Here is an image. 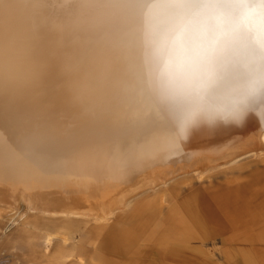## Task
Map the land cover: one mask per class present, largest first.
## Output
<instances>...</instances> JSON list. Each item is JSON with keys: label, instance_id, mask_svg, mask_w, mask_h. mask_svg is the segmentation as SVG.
Instances as JSON below:
<instances>
[{"label": "bare ground", "instance_id": "obj_1", "mask_svg": "<svg viewBox=\"0 0 264 264\" xmlns=\"http://www.w3.org/2000/svg\"><path fill=\"white\" fill-rule=\"evenodd\" d=\"M42 2L0 0V175L31 184L49 174L84 192L85 172L125 167L136 173L119 200L131 224L158 220L173 234L162 242L213 239L227 245L225 263L235 255L240 264H264V254L250 250L255 238L264 242V155L256 165L238 163L249 145L264 146V0ZM82 81L91 92L131 90L138 100L128 104L131 117L89 99L84 116L71 110L62 125L53 118L43 120L45 131L17 133L50 104L62 113L59 103ZM194 140L209 147L202 161L161 174L166 182L183 173L154 197L133 192L158 185L138 174L147 157ZM200 163L206 172L190 173ZM217 174L224 180H212ZM171 196L177 201L162 217L151 214L163 213ZM71 212L50 213L72 219ZM133 229L98 245L120 256L133 234L141 238ZM239 237L246 249L237 248Z\"/></svg>", "mask_w": 264, "mask_h": 264}, {"label": "rangeland", "instance_id": "obj_2", "mask_svg": "<svg viewBox=\"0 0 264 264\" xmlns=\"http://www.w3.org/2000/svg\"><path fill=\"white\" fill-rule=\"evenodd\" d=\"M27 1L30 2V0ZM42 1L31 0V3L38 5L44 3ZM5 7L0 8L5 10ZM84 83L85 81H82L78 84L81 85L79 88L64 95L66 98L59 103L60 106L65 107L62 113L50 104L47 114L41 113L37 118L29 119L32 123L27 122L22 131L17 133L24 136L29 131L37 133L45 125L43 120L48 122L53 118H57L58 123L62 125L63 121L66 122V117L71 110H77L84 116L86 110L80 107L89 99L96 100L100 104H107L113 110L121 111L123 118L131 117L128 104H138L136 94L131 90L113 86L114 90L91 92L86 90ZM65 110L68 112L63 114ZM41 130L45 131V129ZM14 141L16 140L13 139L11 142ZM200 142L194 140L188 142L191 144L190 147L183 144L173 150L165 149L147 157L142 163L144 169L141 171L144 173L138 174H142V178L145 174H150L156 178L155 183L158 185L148 187L152 184L145 183L140 186L137 184L133 192L145 191L147 195L151 194L154 197L156 189L167 190L168 186L175 183V179L181 178L183 173L176 175L174 180L166 182L161 179L163 177L161 174L168 178L181 171L184 166L195 165L202 161V158L206 157L204 152H209V147H202ZM184 147L187 148L183 149ZM249 148L250 150L246 149L243 156L238 159L240 160L238 163L258 164L259 161L255 158L257 155H264V146L249 145ZM199 165L201 166L199 169L196 168L190 173L197 176L206 172H202V163ZM218 165L219 163L212 162L209 167ZM42 172L47 173L49 170ZM127 172L128 170L122 166H117L115 170L109 172L104 169L85 172L89 176V185L84 192L77 191L79 185L72 182V179L66 180L62 177L59 179L49 174L44 175L40 182L35 180L31 184L18 177L12 179L0 175V264H183L181 261H186L187 264H232L222 263L227 256L225 254L227 245L225 246L222 242L213 239L207 242L193 238L186 243L181 240L176 244H168L161 241L163 237H166V233L170 235L167 238L173 239V234H170L166 224L158 220L145 221L146 219L138 220L137 225L131 224L133 216L119 202L123 192L132 188L130 183L136 174ZM212 180L222 181L224 177L222 174H217ZM195 181L201 183L204 181V184L208 185V180L202 176H198ZM142 197L144 196H140ZM168 200L164 204L163 213L158 211L151 214L162 217L177 201L174 197ZM68 201L75 203V206H68ZM115 207L120 208L115 209ZM69 210L72 211L70 216L75 215L72 219L58 215L52 216L50 213ZM105 213H109L108 217L102 219ZM151 214L147 217L150 218ZM120 221L128 228L116 227L122 223ZM134 226L141 238L137 239V235L133 234L134 242L127 244L125 246L127 249H124L120 256L112 250L99 247L98 244L102 241L123 238L128 232L132 234L135 230ZM258 231L262 232V227L254 229L253 233L256 234ZM186 232L192 233L189 229ZM255 239L258 243L254 244L252 251L257 257L264 251V242L258 238ZM242 240L243 238L239 237L237 241L240 243L236 241L237 248L244 245ZM126 242H128L127 239Z\"/></svg>", "mask_w": 264, "mask_h": 264}, {"label": "crops", "instance_id": "obj_3", "mask_svg": "<svg viewBox=\"0 0 264 264\" xmlns=\"http://www.w3.org/2000/svg\"><path fill=\"white\" fill-rule=\"evenodd\" d=\"M242 241H243V243H244V240H242ZM239 248L246 249V247H244L243 245H241V247H239ZM250 250L252 251V248H250ZM227 251H228V247L226 248V253H225V254H227ZM252 253H253L254 256H255V252L252 251ZM262 254H264V251L261 252V255H262ZM261 255H259V256H261ZM2 257H5V256H2ZM229 257H230L231 259L236 260V261H234V262H226V263L240 264V263H239L240 261L237 259L238 256H235V255L232 256V255H230ZM255 257H256V256H255ZM257 257H258V256H257ZM7 260H8V262H9V259H7ZM222 263H225V262H223V260H222ZM7 264H8V263H7ZM15 264H16V263H15ZM71 264H74V263H71Z\"/></svg>", "mask_w": 264, "mask_h": 264}, {"label": "snow or ice", "instance_id": "obj_4", "mask_svg": "<svg viewBox=\"0 0 264 264\" xmlns=\"http://www.w3.org/2000/svg\"><path fill=\"white\" fill-rule=\"evenodd\" d=\"M261 123L264 124V118H261Z\"/></svg>", "mask_w": 264, "mask_h": 264}]
</instances>
